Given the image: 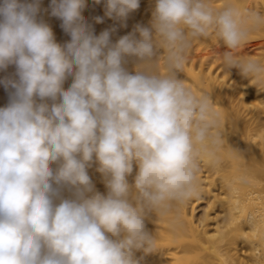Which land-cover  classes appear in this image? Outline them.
Wrapping results in <instances>:
<instances>
[{"label":"clouds","instance_id":"obj_1","mask_svg":"<svg viewBox=\"0 0 264 264\" xmlns=\"http://www.w3.org/2000/svg\"><path fill=\"white\" fill-rule=\"evenodd\" d=\"M139 3L105 0V15L123 21ZM51 5L65 44L37 18L39 0L0 3V69H16L0 107V264H139L135 251L157 250L145 219L197 196L200 159L216 163L224 143L210 97L178 75L187 54L214 33L229 49L221 67L264 88V59L236 54L264 14L238 0H155L149 26L112 43L84 20L86 0ZM93 162L106 194L90 180Z\"/></svg>","mask_w":264,"mask_h":264},{"label":"bare ground","instance_id":"obj_2","mask_svg":"<svg viewBox=\"0 0 264 264\" xmlns=\"http://www.w3.org/2000/svg\"><path fill=\"white\" fill-rule=\"evenodd\" d=\"M213 2L220 7L223 0ZM238 3L264 14V0ZM154 6L155 0H140L139 8L122 21L105 15V0H86L82 16L94 35L108 30L111 42L115 43L137 24L149 26ZM39 8L37 18L51 26L56 41L69 42L71 37L64 31L62 20L51 14V0H39ZM226 51L229 49L222 41L210 33L194 41L185 66L178 73L195 94L210 97L219 114V132L224 143L216 152V163L207 157L200 159L197 196L183 205H173L164 214L150 213L145 219L146 229L157 236V250L135 251L139 264H264V88L244 78L238 69L225 71L219 57ZM160 54L162 57V50ZM236 54L264 59V30L253 32ZM135 64L134 58H127L130 72H134ZM15 73V65L0 69V107L7 105L13 91L4 81L16 79ZM71 82L69 76L64 88ZM231 149L240 152L239 158L230 155ZM98 167L93 162L88 175L95 191L106 194ZM135 172L134 165L128 177L130 184ZM241 178L247 182L241 183ZM63 195L67 197L70 192L65 189ZM201 204L204 205L198 212Z\"/></svg>","mask_w":264,"mask_h":264},{"label":"rangeland","instance_id":"obj_3","mask_svg":"<svg viewBox=\"0 0 264 264\" xmlns=\"http://www.w3.org/2000/svg\"><path fill=\"white\" fill-rule=\"evenodd\" d=\"M0 1H1V0H0ZM1 3H2V1H1ZM203 205H204V204H201V206L198 208V210H197L198 212L200 211V209H202L201 207H203ZM197 211H196V213H197Z\"/></svg>","mask_w":264,"mask_h":264}]
</instances>
